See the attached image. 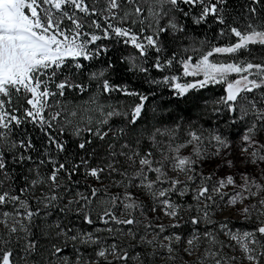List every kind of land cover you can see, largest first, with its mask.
<instances>
[{
    "label": "snow or ice",
    "instance_id": "6c2138e0",
    "mask_svg": "<svg viewBox=\"0 0 264 264\" xmlns=\"http://www.w3.org/2000/svg\"><path fill=\"white\" fill-rule=\"evenodd\" d=\"M215 85L207 128L149 126L160 86L183 100ZM237 138L252 170L220 175ZM226 207L251 227L217 219ZM181 251L264 264V0H0V264Z\"/></svg>",
    "mask_w": 264,
    "mask_h": 264
},
{
    "label": "trees",
    "instance_id": "16d2710c",
    "mask_svg": "<svg viewBox=\"0 0 264 264\" xmlns=\"http://www.w3.org/2000/svg\"><path fill=\"white\" fill-rule=\"evenodd\" d=\"M205 34L209 36V39L212 38V33L209 30H203ZM214 43L223 45L225 40L221 38L218 41H214ZM124 55L134 54V50L131 47L123 49ZM256 55H259L257 52ZM214 59L219 61H226L228 59L227 56H217ZM174 74H180V69L177 66L176 69L173 70ZM153 75H158L155 71L152 73ZM125 79L131 78L132 86H135L137 83V79L131 74H124ZM192 77L182 78L181 82L191 81ZM224 85H215L210 86L209 88L202 89L199 91H191L187 97L183 100H177L173 98L172 92L164 86H160L158 89L156 96L150 101L148 106V124L149 126H169L172 127L174 124L181 125V131L183 134V130L186 129L189 124H200L205 128L208 126L202 119H198L201 115L202 108L204 107L205 101H212L219 96L223 95ZM71 99V98H70ZM85 100L87 97L84 98ZM121 101H124L125 98L120 97ZM83 103L84 101H79ZM152 107H156L157 111L155 113V119H152L153 112L151 111Z\"/></svg>",
    "mask_w": 264,
    "mask_h": 264
},
{
    "label": "rangeland",
    "instance_id": "374dc122",
    "mask_svg": "<svg viewBox=\"0 0 264 264\" xmlns=\"http://www.w3.org/2000/svg\"><path fill=\"white\" fill-rule=\"evenodd\" d=\"M158 127H166V126H158ZM169 127V126H167ZM240 144H241V141L237 138L233 141V147L231 149V152L230 154L228 155V159H232L234 164H235V168L234 169H228L226 168L225 166L221 165V168L219 170V174L220 175H224L226 173H229V172H232V171H236V172H239V171H251L252 169L250 167H247L245 166V164L243 163V160H242V157H241V153H240ZM187 151L188 150H185V154H187ZM217 163H220L219 160H215L213 162H211L209 165H206V170H211L212 168H214L216 166ZM237 181L239 182V177H237ZM159 215V213H157ZM151 215V213H150ZM225 217H227L230 221H232V225L235 227V228H250L251 225H247V224H241L240 221L242 219L239 211L236 209V208H231V207H226L222 212H220L217 216V219L219 220H223L225 219ZM161 222L163 223H167V218L166 217H163ZM183 244L181 245V248H183ZM237 255H239V253L237 252L236 253ZM183 259L179 260L178 261V264H184L185 261H195V256L193 257H188L186 255H184V253L181 251V254H180Z\"/></svg>",
    "mask_w": 264,
    "mask_h": 264
}]
</instances>
